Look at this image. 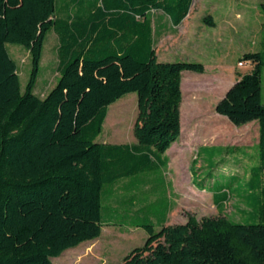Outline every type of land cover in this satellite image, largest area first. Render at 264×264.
Here are the masks:
<instances>
[{
    "label": "trees",
    "instance_id": "1",
    "mask_svg": "<svg viewBox=\"0 0 264 264\" xmlns=\"http://www.w3.org/2000/svg\"><path fill=\"white\" fill-rule=\"evenodd\" d=\"M192 4L0 0V264H53L66 250L99 238L105 193L114 195L116 206L135 205L144 195L149 200L139 210L149 207L161 226L156 231L152 220L132 223L149 236L121 264H264V187L262 195H247L256 223L190 214L185 223L167 224L173 208L167 191L157 206L155 182H164L166 152L182 134L183 73L205 69L159 62L156 37L169 33L170 24L180 26ZM205 22L214 26L210 18ZM51 31L59 41V78L41 97L35 88ZM8 45L31 55L24 93ZM241 60L251 71L227 91L216 112L237 127L258 122L262 166L252 168V177L260 169L264 175V50ZM132 93L138 95L137 142L98 143L110 106ZM206 188L223 213L232 191Z\"/></svg>",
    "mask_w": 264,
    "mask_h": 264
},
{
    "label": "rangeland",
    "instance_id": "2",
    "mask_svg": "<svg viewBox=\"0 0 264 264\" xmlns=\"http://www.w3.org/2000/svg\"><path fill=\"white\" fill-rule=\"evenodd\" d=\"M263 3L264 0H193L191 17L176 29L177 33L169 25L166 36L156 37L160 62L197 63L205 69L204 73H183L182 136L176 151L171 153L175 156L170 166L163 171L165 183L159 179L155 182L158 208L163 206L165 191L173 201L167 224L184 223L190 214L198 219L226 214L242 223L259 222L257 211L247 198L252 191L262 195L261 187H264L261 169L254 171L251 177L252 168L262 166L259 124L255 121L237 127L219 115L216 106L234 82L251 71V67L240 65L244 55L264 50ZM207 18L214 26L205 22ZM58 46V37L51 31L45 42L35 88V93L41 97L48 95L57 84ZM8 51L18 64L24 93L32 72L31 55L17 45H8ZM262 99L264 103V89ZM137 116L138 95H126L110 106L97 142L136 143ZM205 183L213 186V190L232 191L233 197L223 213L210 190L202 189ZM112 198L114 195L106 193L102 196L101 236L66 250L53 258V264H121L124 257L134 248L143 246L149 236L143 227L132 226V223L152 220L156 231L161 229L157 219L151 217L149 207L139 210L149 198L143 195L135 205L117 206ZM110 220L122 225H107Z\"/></svg>",
    "mask_w": 264,
    "mask_h": 264
},
{
    "label": "crops",
    "instance_id": "3",
    "mask_svg": "<svg viewBox=\"0 0 264 264\" xmlns=\"http://www.w3.org/2000/svg\"><path fill=\"white\" fill-rule=\"evenodd\" d=\"M192 8H193V4H192V6H191V8H190V11H189L188 16L183 20L182 24H181L180 26L174 28V29H175V30H174L175 33H177L176 29L181 28V27H182V26L188 21V19L191 17ZM170 25H171V24H170ZM166 35H167V34H164L162 37H164V36H166ZM156 46H157V44H156ZM156 52H157V50H156ZM159 62H160V61H159ZM236 81H237V80H236ZM236 81H235V82H236ZM235 82H234V83H235ZM233 85H234V84H233ZM233 85H232V86H233ZM232 86H231V87H232ZM231 87H230V88H231ZM230 88H229V89H230ZM229 89H228V90H229ZM228 90H227V91H228ZM227 91H226V93H227ZM226 93H225V94H226ZM224 96H225V95H224ZM181 123H182V115H181ZM182 125H183V124H182ZM181 136H182V134H181ZM177 142H178V141H177ZM177 142H176V143H175V144H174V145H173V146H172V147L166 152V155H167V156H168V155L170 156V157L168 156L169 159H170L169 166H170V164H171V162H172V161H171V158L173 159L174 156H175V155L172 156L171 153H172V151H176V148H177V146H178V143H177ZM132 144H134V143H132ZM174 149H175V150H174ZM194 184H195V182H194ZM204 190H205V189H204ZM208 192H211V191H208ZM211 193H212V192H211ZM212 196H213V200H214L216 206H218V205H217V202L215 201V197H214V194H213V193H212ZM218 207H219V206H218ZM172 209H173V208H172ZM168 217H169V216H168ZM168 219H169V218H168ZM184 223H185V222H184Z\"/></svg>",
    "mask_w": 264,
    "mask_h": 264
},
{
    "label": "built area",
    "instance_id": "4",
    "mask_svg": "<svg viewBox=\"0 0 264 264\" xmlns=\"http://www.w3.org/2000/svg\"><path fill=\"white\" fill-rule=\"evenodd\" d=\"M240 65L242 66V65H244V64L241 62Z\"/></svg>",
    "mask_w": 264,
    "mask_h": 264
}]
</instances>
